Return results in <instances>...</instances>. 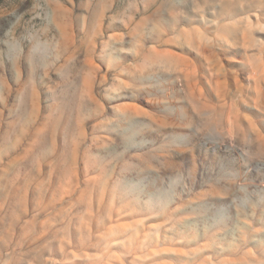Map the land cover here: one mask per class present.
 <instances>
[{"label": "rangeland", "instance_id": "374dc122", "mask_svg": "<svg viewBox=\"0 0 264 264\" xmlns=\"http://www.w3.org/2000/svg\"><path fill=\"white\" fill-rule=\"evenodd\" d=\"M263 16L0 0V264H264Z\"/></svg>", "mask_w": 264, "mask_h": 264}, {"label": "bare ground", "instance_id": "6f19581e", "mask_svg": "<svg viewBox=\"0 0 264 264\" xmlns=\"http://www.w3.org/2000/svg\"><path fill=\"white\" fill-rule=\"evenodd\" d=\"M264 17V16H263ZM263 19V18H262ZM263 64V63H262ZM257 66V65H255ZM254 72V71H253ZM253 76V75H252ZM28 136V135H27ZM29 143V142H28ZM31 143V142H30ZM26 152V151H25ZM13 153V152H12ZM15 158V157H14ZM18 159V158H17ZM19 160V159H18ZM11 168V167H10ZM5 169V168H4ZM127 223V222H126ZM145 227V226H144ZM15 228V227H14ZM43 262V261H42Z\"/></svg>", "mask_w": 264, "mask_h": 264}]
</instances>
